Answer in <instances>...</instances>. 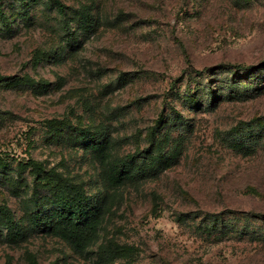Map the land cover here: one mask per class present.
<instances>
[{
  "label": "rangeland",
  "instance_id": "rangeland-1",
  "mask_svg": "<svg viewBox=\"0 0 264 264\" xmlns=\"http://www.w3.org/2000/svg\"><path fill=\"white\" fill-rule=\"evenodd\" d=\"M58 1L0 0V205L24 222L67 180L111 207L85 251L27 231L0 264H104L109 243L106 264H264V0ZM98 135L169 164L110 188Z\"/></svg>",
  "mask_w": 264,
  "mask_h": 264
},
{
  "label": "trees",
  "instance_id": "trees-1",
  "mask_svg": "<svg viewBox=\"0 0 264 264\" xmlns=\"http://www.w3.org/2000/svg\"><path fill=\"white\" fill-rule=\"evenodd\" d=\"M59 12L64 14V6L54 0ZM0 20L7 34L11 33V24L2 10ZM79 30L90 32L94 28L92 17L86 7L79 14ZM68 42H78L76 33L69 30ZM28 84L36 82L29 77L24 78ZM38 87L47 89V82L37 83ZM83 133L81 138L87 137ZM85 140V139H84ZM96 158L104 166L103 177L110 188L118 189L127 182L142 181L158 176L159 170L169 164L168 159L161 155H153L151 151H144L126 157H116L107 154L110 145L108 141L98 135L93 142ZM49 188V198L39 199L35 195L26 202L24 222L18 221L14 213L4 205H0V239L18 244L26 237L27 231L46 232L67 242L78 252L85 251L92 246L99 235L103 221L111 207V200L107 193L88 195L79 185L67 180L60 181L57 186L46 183ZM27 223L24 226L23 223ZM124 247L109 243L100 247V260L112 263L120 258Z\"/></svg>",
  "mask_w": 264,
  "mask_h": 264
}]
</instances>
